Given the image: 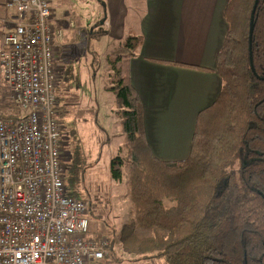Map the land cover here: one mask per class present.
Returning a JSON list of instances; mask_svg holds the SVG:
<instances>
[{"label":"trees","instance_id":"16d2710c","mask_svg":"<svg viewBox=\"0 0 264 264\" xmlns=\"http://www.w3.org/2000/svg\"><path fill=\"white\" fill-rule=\"evenodd\" d=\"M253 1L226 4L228 31L216 57L221 91L198 112L184 160L162 161L146 141L143 107L128 70L142 38L126 37L108 59L113 70L108 90L114 95L125 154L110 161V177L121 180L122 168L126 171L131 205L116 239L135 261L264 264V0H257L249 50ZM66 78L71 72L64 70L55 90L54 109L62 110L57 117L65 116L58 103ZM69 157L72 162L65 166L71 171L76 159L71 153ZM69 195L79 199L75 192ZM108 238L109 254L103 261L120 263L114 240Z\"/></svg>","mask_w":264,"mask_h":264},{"label":"built area","instance_id":"2783aa9c","mask_svg":"<svg viewBox=\"0 0 264 264\" xmlns=\"http://www.w3.org/2000/svg\"><path fill=\"white\" fill-rule=\"evenodd\" d=\"M13 30L1 37L0 87L17 116L0 115V264H96L108 236H91L88 206L67 193L55 89L63 29L49 0H9ZM73 27L72 23H69Z\"/></svg>","mask_w":264,"mask_h":264},{"label":"crops","instance_id":"0c3cea01","mask_svg":"<svg viewBox=\"0 0 264 264\" xmlns=\"http://www.w3.org/2000/svg\"><path fill=\"white\" fill-rule=\"evenodd\" d=\"M49 1L52 22L62 27L63 34L71 36L88 31L94 44L102 37H109L112 43L105 41V45L111 46L110 51L114 49L112 56L126 37L142 38L141 46L128 63V70L129 82L139 94L143 107L146 141L151 152L162 161L186 159L198 112L214 103L221 91L216 57L228 31L224 17L228 0H84L88 2L87 7L82 6L84 3L80 0L77 12L70 0ZM8 2L0 0V43L2 35L13 30L14 8L9 7ZM84 12L94 19L93 25L77 28L75 20ZM61 45H58L59 53ZM99 51L98 46L95 62L98 66L102 61ZM58 58L59 54L56 58L59 81L64 70L61 73ZM79 84V97L63 106L69 125L78 134V125L89 122L86 116L92 112L91 107L107 113L106 107L101 105L106 101H99L98 93L92 91V81L88 79L86 86L83 82ZM4 91L7 92V88L0 87V98L6 97ZM109 97L112 102L107 103L108 114L112 116L114 128L107 124L111 119L105 116L101 121L94 116L96 122L92 124L101 129L105 140L122 137L123 141L120 120L114 114V98ZM88 100L91 102L86 103ZM103 118L108 119L107 123ZM104 123L108 130L115 131L114 136L105 134L100 127ZM102 262L113 264L110 259Z\"/></svg>","mask_w":264,"mask_h":264},{"label":"rangeland","instance_id":"374dc122","mask_svg":"<svg viewBox=\"0 0 264 264\" xmlns=\"http://www.w3.org/2000/svg\"><path fill=\"white\" fill-rule=\"evenodd\" d=\"M70 1L73 2L75 7V9H73L77 12L80 6V0ZM82 2L84 3L82 6H89L87 4L88 2L84 0H82ZM81 15V18L75 20L77 28H90L91 24L93 25L94 19L89 17L88 12H84ZM87 32L88 31H84L81 34L75 32L71 36H67L66 33L63 34L64 43L60 46L61 51L58 53V67L61 73L63 70L71 72V78H66L62 83V88H65V90L59 95L60 101L58 105L61 108L65 103L75 101L80 95L81 86L79 82L85 84L88 79H90L93 83L91 87L92 91L95 90V92L98 93L99 101H106V105H101L106 107L107 113L103 110L96 111L91 107L93 109L91 110L92 112H90L89 116H86L89 122L78 125L77 132H79V134L72 130L66 116L57 117V121H59L62 126V132L64 133V142L61 150L64 165L72 162L71 159H69L70 153L76 159V162H73L74 165L71 171L66 169L65 166L67 171L64 181L67 193H77L79 199H83L86 205H88V208L90 207L86 217L89 221L91 236L103 232L104 235L114 240L113 252H115L116 257L120 260V263L115 264H165L161 260L135 261L134 255H127L120 250V243L118 239H116L121 224L130 217L129 211L131 207L127 199V185L124 177L126 171L122 168L123 175L121 180L115 181L110 177V161L117 155L122 157L125 155L122 153L123 148H121L123 147V143H121L123 141L122 137H110V139L105 140L103 133L99 131L101 129L92 124L96 122L94 116L99 117L100 121L101 118L105 116L111 119L110 123H107L108 119L105 118H103L102 121L114 128L111 124L113 119L112 116L108 114L109 108L107 107V103L109 104L112 102L109 96L111 95L114 98L112 92L108 90V88L112 86L110 82L113 79V70L110 69V62L107 61L108 59L111 60L114 49L110 51L109 47L111 46L106 47L105 45V41L112 43L111 38L102 37L98 44H94L93 38L89 36ZM98 46L101 50L99 54L102 59L99 66L95 63L94 59ZM96 57L98 58L97 54ZM67 84L70 88H67ZM86 90L88 93L90 89L88 88ZM4 94H6V97L2 96L3 99L0 98V115L3 117H12L20 114V111H15L13 105L10 103L8 93L4 91ZM88 102H91V100H88L86 103ZM86 103L84 105H86ZM61 111L62 110L59 109L57 113ZM105 123L100 127L105 131V134L114 136L115 131L108 130V126ZM116 125L118 128V123ZM116 125L114 124V126ZM70 130H72L73 133H71ZM164 205L168 207L170 202L165 201ZM96 264H101V262Z\"/></svg>","mask_w":264,"mask_h":264},{"label":"water","instance_id":"95a60500","mask_svg":"<svg viewBox=\"0 0 264 264\" xmlns=\"http://www.w3.org/2000/svg\"><path fill=\"white\" fill-rule=\"evenodd\" d=\"M256 6H257V0H254L253 1V8H252V10H251V12H250V21H249V40L251 39V35H252V28H251V25H252V22H253V19H254V16H253V14H254V12H255V8H256ZM250 44H251V40L249 41V50H250ZM250 63H251V57H250Z\"/></svg>","mask_w":264,"mask_h":264},{"label":"flooded vegetation","instance_id":"af4514ba","mask_svg":"<svg viewBox=\"0 0 264 264\" xmlns=\"http://www.w3.org/2000/svg\"><path fill=\"white\" fill-rule=\"evenodd\" d=\"M88 206V205H87ZM90 207L88 208V211H89Z\"/></svg>","mask_w":264,"mask_h":264}]
</instances>
